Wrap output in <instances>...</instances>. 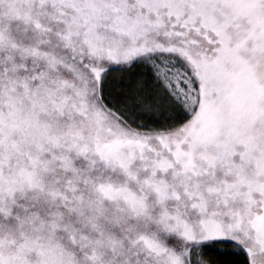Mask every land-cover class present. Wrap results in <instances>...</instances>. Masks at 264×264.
<instances>
[{
	"label": "snow or ice",
	"instance_id": "6c2138e0",
	"mask_svg": "<svg viewBox=\"0 0 264 264\" xmlns=\"http://www.w3.org/2000/svg\"><path fill=\"white\" fill-rule=\"evenodd\" d=\"M0 264H264V0H0Z\"/></svg>",
	"mask_w": 264,
	"mask_h": 264
}]
</instances>
